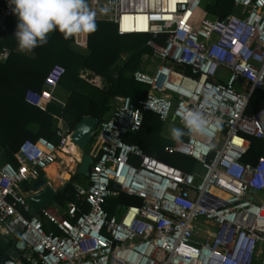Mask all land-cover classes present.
Here are the masks:
<instances>
[{
  "label": "built area",
  "instance_id": "2783aa9c",
  "mask_svg": "<svg viewBox=\"0 0 264 264\" xmlns=\"http://www.w3.org/2000/svg\"><path fill=\"white\" fill-rule=\"evenodd\" d=\"M203 1L88 0L96 22L113 24L118 35L148 36L151 54L142 64L157 63L132 73L147 86L145 98H115L98 122L87 186L74 185L75 201L59 215L45 207L32 212L22 186L66 152L72 131L62 122L57 144L26 139L16 165L0 162V236L23 244L16 264H264V156L243 161L251 139L264 141V107L246 113L253 92L264 91V0H234L242 15L206 30L194 25ZM10 16L8 0H0V28ZM75 42L87 47V37ZM8 54L1 48L0 61ZM64 73L52 66L43 90L25 93L26 103L63 107L55 94ZM188 111L204 115L203 134L164 151L192 159L191 172L125 141L147 112L183 128ZM120 194L140 204L109 213L107 200Z\"/></svg>",
  "mask_w": 264,
  "mask_h": 264
},
{
  "label": "trees",
  "instance_id": "16d2710c",
  "mask_svg": "<svg viewBox=\"0 0 264 264\" xmlns=\"http://www.w3.org/2000/svg\"><path fill=\"white\" fill-rule=\"evenodd\" d=\"M235 9L234 0H208L203 11L209 16L223 20L233 14ZM16 24L17 18L12 14L0 28V34L4 37L0 41V49L6 46L11 49L6 61L0 62V157L4 158L2 163L11 161L17 164L13 154L26 139L34 141L42 137L57 144V118L62 119L69 131H73L84 117L96 118L98 122L107 119L117 97H130L134 102L145 98L147 86L136 83L132 73L142 67V57L151 54V49L146 46L148 36L118 35L113 24L97 22V31L87 36L86 51L80 53L73 50L70 46L73 38L66 40L62 34L54 31L49 35L47 44L34 49L36 56L28 59L13 51L17 41L12 36V30ZM162 40L163 37H159L157 43ZM56 64L65 70L58 88L68 91V96L63 107L49 103L46 110L41 111L26 103L24 96L28 90L41 92L46 74ZM81 69H87L103 78L105 87L98 88L80 79L78 75ZM263 107L264 91L255 90L248 102L246 113L250 115ZM162 127L163 124L157 116L147 112L139 132L128 135L125 141L139 146L145 154L184 172L193 171L196 163L192 159L164 151L165 146H171L175 141L162 136ZM186 138L185 135L182 140ZM259 156H264V141L251 139V146L243 161L253 162ZM76 178L66 182L53 196L51 204L58 210L61 211L68 203L75 201L73 182ZM85 180L88 181V177ZM25 189H28V186ZM126 198L130 197L120 194L118 198L108 199L106 210L113 213L114 205ZM47 209L55 212L51 206ZM3 251L0 247V255Z\"/></svg>",
  "mask_w": 264,
  "mask_h": 264
},
{
  "label": "clouds",
  "instance_id": "9594fccd",
  "mask_svg": "<svg viewBox=\"0 0 264 264\" xmlns=\"http://www.w3.org/2000/svg\"><path fill=\"white\" fill-rule=\"evenodd\" d=\"M17 18L14 37L17 52L34 55V49L47 44L57 31L64 39L86 38L97 31V12L88 0H8ZM183 128H172L171 137L180 142L185 135H202L205 117L200 111H188L182 118Z\"/></svg>",
  "mask_w": 264,
  "mask_h": 264
},
{
  "label": "crops",
  "instance_id": "0c3cea01",
  "mask_svg": "<svg viewBox=\"0 0 264 264\" xmlns=\"http://www.w3.org/2000/svg\"><path fill=\"white\" fill-rule=\"evenodd\" d=\"M15 30H16V26L15 27H13V30H12V36L14 37V33H15ZM4 39V37L0 34V41H2ZM75 39L76 38H73V41H72V43H71V48L73 49V50H75V51H77V52H80V53H82V52H84V51H86L87 50V47L86 48H83V47H80V46H78L77 44H76V42H75ZM3 48V47H2ZM4 48H6V49H8V51H9V53L11 52V49L8 47V46H6V47H4ZM1 50V49H0ZM13 51L15 52V53H17V54H19V55H21V56H24V57H26V58H28V59H33L36 55H35V52H34V55H24V54H20V53H18L17 52V43H15L14 44V46H13ZM9 55V54H8ZM8 57V56H7ZM7 59V58H6ZM6 61V60H5ZM4 61V62H5ZM1 62V61H0ZM56 65H58V64H56ZM50 70V69H49ZM82 76V77H81ZM83 76H84V78H83ZM90 76H93V79L92 80H90V79H88ZM78 77L80 78V79H82L83 81H85V82H87L88 84H91V85H94V86H96V87H98V88H104L105 87V82H104V80H103V78H101L100 76H98V75H95L94 73H92L91 71H89V70H87V69H81L80 71H79V75H78ZM99 79L101 80L100 82H98L99 81ZM98 82V83H97ZM42 90H43V88H42ZM41 90V91H42ZM56 97L60 100V101H62L63 103H65V100H66V97L68 96V91H66V90H64V89H62V88H57V91H56ZM114 103H115V100H114ZM60 122H62V124H63V121H62V119H59V118H57V123H56V126H57V124L58 123H60ZM30 127V129H34L33 128V126H29ZM88 147V146H87ZM91 148H92V145H89V150L87 151V153L86 154H83L84 152H85V150H86V148H85V150L83 151V152H81L82 153V156L83 155H89V153L91 152ZM13 156H14V154H13ZM65 156V157H64ZM81 156V157H82ZM81 157L79 158V159H77V158H74L73 157V155H70L69 154V150H68V148H67V150H66V152L65 153H59L58 154V158L55 160V162H53L51 165H49L47 168H46V170H45V172H43L42 174H41V176H40V178H43V179H45L46 180V182H47V184H49L54 190H55V193L60 189V188H62L63 186H64V184L66 183V182H69L73 177H75L76 178V176H77V174H78V164H79V161H80V159H81ZM15 158V157H14ZM0 161H4V158L3 157H0ZM6 163H11L12 164V162L11 161H5ZM78 162V163H77ZM66 163V164H65ZM66 165V166H65ZM71 165H72V167H71ZM72 169V170H71ZM62 173V174H61ZM66 173H69L70 174V176H71V179L69 180V181H64L63 180V177H60V176H63V175H65ZM82 176V175H81ZM78 177L79 176H77V178H76V180L73 182V184L74 185H78V186H80V187H83V186H81L80 184H78L77 183V179H78ZM88 177V176H87ZM83 178H84V183H85V187H83V188H86V186H87V182L88 181H86L85 180V178L86 177H84L83 176ZM28 186V189H25V187H26V184L25 185H23L22 186V189H23V191H24V193L26 194V195H28V197L30 196V186L29 185H27ZM55 193H54V195H55ZM53 198V197H52ZM52 203V199H51V201L45 206V208L47 209V207L48 206H51V208L52 209H54L53 211H55V212H51L52 214H54V215H59L64 209H62L61 211L60 210H58V208H56L53 204H51ZM66 207V206H65ZM48 210V209H47ZM49 211V210H48ZM115 211H116V205H114V212L113 213H115ZM110 213V212H109ZM46 226L48 227V224H46ZM0 239H4V240H6L7 241V246L6 247H9V246H11V245H16L17 246V248H18V252L20 253V251L23 249V244L21 243V242H19L18 240H17V238L15 237V236H13V235H11V236H8V237H5V238H3V237H1L0 236ZM9 241H11V242H9ZM19 253H18V255H19ZM18 261V258L16 259V262Z\"/></svg>",
  "mask_w": 264,
  "mask_h": 264
},
{
  "label": "water",
  "instance_id": "95a60500",
  "mask_svg": "<svg viewBox=\"0 0 264 264\" xmlns=\"http://www.w3.org/2000/svg\"><path fill=\"white\" fill-rule=\"evenodd\" d=\"M98 120L93 117H84L73 129L70 134V142L78 147L83 152L85 148L92 142L96 132ZM93 160L90 155H83L78 164V174L87 177L89 168ZM69 181L71 176L66 173ZM30 196L27 198V203L32 212L37 213L41 208L45 207L54 196L55 190L47 184L46 180L39 178L33 181L30 185ZM7 246V241L0 239V247L4 249L0 255V264H16L18 258V248L16 245Z\"/></svg>",
  "mask_w": 264,
  "mask_h": 264
},
{
  "label": "rangeland",
  "instance_id": "374dc122",
  "mask_svg": "<svg viewBox=\"0 0 264 264\" xmlns=\"http://www.w3.org/2000/svg\"><path fill=\"white\" fill-rule=\"evenodd\" d=\"M206 3H208V0L203 1V3L201 5V7L199 8L198 12H196V16H195V20H194V25H195L196 28L202 27V29H205V30L206 29H209V27L211 25H213L214 20H216V18H214L212 16H209L207 13H205L203 11V8H204V6H205ZM241 13L242 12L239 9L236 8L234 10L233 15L239 16V15H242ZM204 21H206V24L208 25L207 28H203V27H205L204 25H202ZM144 36L145 35H131V36H128V37H144ZM156 63L157 62H154V63L153 62L152 63L151 62H144V64L142 65V67L140 69H144L145 66H149V65H151V67L154 68L155 65H156ZM88 79L92 80L93 79V76H90ZM101 80L99 79L98 82H100ZM174 127L179 128L175 124H172V122H169V123L167 122V123L163 124V127L161 129L162 136H164V137H166L168 139H172V137H171V129L174 128ZM91 143L89 145H91ZM89 145H88V147H86V150H85V152L83 154H86L87 153V150L89 149ZM80 155L82 156V153L81 152H80ZM15 162H16V160H15ZM12 164L13 165H16L14 162ZM63 180L65 181V179H63ZM77 183L80 184L81 186L85 187L84 186L85 183H84L83 176H79L78 177ZM139 204H140V201L138 199H135V198H126V199L122 200L118 205H121L122 206V210H124V208L127 207V206H138ZM115 214L118 215V213L116 211H115ZM46 224H47V222L45 221L44 222V228H46Z\"/></svg>",
  "mask_w": 264,
  "mask_h": 264
},
{
  "label": "bare ground",
  "instance_id": "6f19581e",
  "mask_svg": "<svg viewBox=\"0 0 264 264\" xmlns=\"http://www.w3.org/2000/svg\"><path fill=\"white\" fill-rule=\"evenodd\" d=\"M67 148H68V150H69V154L70 155H73V157L74 158H77V159H79L80 157H81V155H80V150L78 149V147L76 146V145H74V144H72V143H68L67 145H66V147H65V151L67 150ZM65 157V156H64ZM66 164V163H65ZM66 166V165H65ZM71 167H72V165H71ZM72 170V169H71ZM62 174V173H61ZM60 177H63V179H67L68 178V175H63V176H60Z\"/></svg>",
  "mask_w": 264,
  "mask_h": 264
}]
</instances>
